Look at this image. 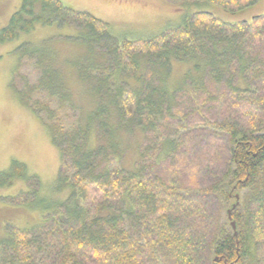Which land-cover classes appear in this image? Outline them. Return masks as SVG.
I'll list each match as a JSON object with an SVG mask.
<instances>
[{
    "label": "trees",
    "instance_id": "trees-1",
    "mask_svg": "<svg viewBox=\"0 0 264 264\" xmlns=\"http://www.w3.org/2000/svg\"><path fill=\"white\" fill-rule=\"evenodd\" d=\"M168 1H207L234 12L259 0ZM55 23L75 26L81 33L70 38L99 51V62L75 66L98 101L84 120L66 125L60 105L54 107L50 99L71 102L70 93L60 90L62 72L46 69L34 84L18 90L21 102L45 118L60 151L58 179L70 192L40 223L7 225L8 234L0 237V264H264V13L230 23L197 11L158 34L129 40L115 36L107 21L61 0H21L0 29V44ZM19 48L21 59L37 53ZM174 62L189 63L184 84L192 80L202 90L192 95L197 114L200 100H209L200 87L208 75L225 88L209 100L223 111L222 149L203 160L187 156L201 188L192 194H183L177 177L163 173L179 148L170 139V149L161 153V134L168 131L161 122L175 109L176 91L166 84ZM232 116L235 122L229 124ZM129 127L150 137L134 170L123 168L113 153L117 132ZM27 173L24 163L13 160L0 173V187L15 179L34 180ZM236 193L237 235L228 214L221 222L208 211L234 204Z\"/></svg>",
    "mask_w": 264,
    "mask_h": 264
},
{
    "label": "rangeland",
    "instance_id": "rangeland-1",
    "mask_svg": "<svg viewBox=\"0 0 264 264\" xmlns=\"http://www.w3.org/2000/svg\"><path fill=\"white\" fill-rule=\"evenodd\" d=\"M61 1L68 7L90 12L107 21L115 36L129 40L158 34L179 24L184 16L197 11L211 12L230 23L251 21L254 16L264 13V0L234 12L207 1ZM20 3L21 0H0V29L8 25ZM79 33L81 30L72 25H38L31 32L22 33L15 40L0 44V173L7 171L12 161L17 160L27 166L28 176H34V180L15 179L11 185L0 187V237L8 234L7 225L28 228L40 223L46 213L55 211L57 205L69 195V185L58 179L60 151L52 143L46 120L21 102L18 90H23L27 84H34L46 69L59 70L62 72L60 90L70 93L71 102L59 104L55 95L54 98H50L48 94L43 97L45 100L52 99L54 107L60 105V119L66 125L84 120L96 107L98 99L90 94V84L78 77L75 66L80 61L99 62L100 54L96 48L88 47L83 41L70 38ZM21 45L34 48L37 53L24 54L21 59ZM189 67V63L174 62L168 75L166 84L169 89L176 91L173 100L175 109L172 115L161 122V126L168 131L161 134L160 141L163 147L161 153L170 149V139L179 147L174 154V162L163 173L168 177H177L175 184L180 186L183 194H192L201 189L197 173L190 167H194V162L190 160L187 163V156L194 154L195 158L203 160L212 155L211 150L222 149L224 144V136L220 135L223 111L214 106L215 102H211V96L219 95L225 90L224 85L216 82L211 75L204 79L200 87H204L211 101L200 100V114H197L192 109L195 104L192 95L198 97V91L202 90H198L195 81L187 80L184 84V75ZM192 78L196 80L195 73ZM237 85L244 86V83L237 82ZM31 99L35 100L36 96ZM201 114L202 117L199 116ZM228 119L229 124L235 122L233 116ZM157 133L160 134L159 131ZM209 133L213 134L209 136ZM114 139L116 147L113 148V153L121 160L122 167L134 170L141 147L149 142L150 137L140 128L129 127L118 131ZM92 140L95 141L94 136ZM16 196L17 201L13 200ZM231 205L232 202H228L214 206L215 209L209 208V217L216 215L223 222L227 219V210Z\"/></svg>",
    "mask_w": 264,
    "mask_h": 264
},
{
    "label": "water",
    "instance_id": "water-1",
    "mask_svg": "<svg viewBox=\"0 0 264 264\" xmlns=\"http://www.w3.org/2000/svg\"><path fill=\"white\" fill-rule=\"evenodd\" d=\"M235 198H236V202L234 204H232V206L227 210V214H228V218H229V221H230V224L234 230V234L237 235V231H236V223L234 220H232V211L236 208V206L238 205L239 203V198H240V195L238 193L235 194Z\"/></svg>",
    "mask_w": 264,
    "mask_h": 264
}]
</instances>
